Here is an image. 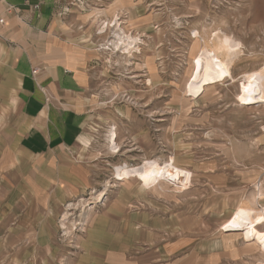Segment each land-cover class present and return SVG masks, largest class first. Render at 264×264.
Listing matches in <instances>:
<instances>
[{
  "label": "rangeland",
  "instance_id": "obj_1",
  "mask_svg": "<svg viewBox=\"0 0 264 264\" xmlns=\"http://www.w3.org/2000/svg\"><path fill=\"white\" fill-rule=\"evenodd\" d=\"M91 1L99 55L80 138L90 187L44 224L33 223L20 206L24 186H0V264H77L89 220L122 188L175 200L207 215L210 226L223 204L229 209L236 201L221 228L249 232L243 224L257 207L246 199L254 186L252 151H264L255 144L264 141V103L247 105L239 96L245 73L264 62V0ZM114 32L139 40L127 52L110 45ZM224 33L238 40L231 50L239 52L230 70L218 73L201 37L212 34L219 56L229 58L220 46V38L228 43ZM9 198L18 200L16 217Z\"/></svg>",
  "mask_w": 264,
  "mask_h": 264
},
{
  "label": "crops",
  "instance_id": "obj_2",
  "mask_svg": "<svg viewBox=\"0 0 264 264\" xmlns=\"http://www.w3.org/2000/svg\"><path fill=\"white\" fill-rule=\"evenodd\" d=\"M73 1L0 0V186H24L20 206L33 223L53 221L66 200L90 187L80 138L99 48L94 2ZM100 10L107 18V7ZM252 155L249 195L262 208L264 151ZM259 189L263 197L255 199ZM236 204H223L210 226L207 215L175 200L122 188L89 220L77 264H264V223L249 232L221 228ZM7 205L16 217L18 200Z\"/></svg>",
  "mask_w": 264,
  "mask_h": 264
},
{
  "label": "bare ground",
  "instance_id": "obj_3",
  "mask_svg": "<svg viewBox=\"0 0 264 264\" xmlns=\"http://www.w3.org/2000/svg\"><path fill=\"white\" fill-rule=\"evenodd\" d=\"M113 34H115L114 35L115 37H113L114 39L111 40L110 45L116 48L126 49L127 52H131L132 48H134L135 46V43L137 42V40H139L130 34L121 35L118 32H114ZM224 35L227 36L228 43L224 42V40L219 37L220 46L223 45L224 49H226V51L224 50V53L231 54L229 58H226V57L224 58V57L219 56V53L222 50H220V47L216 48L214 45H212V39H213L212 34H210L207 38L201 37V40L203 41L202 49H203V52L209 58V65L214 71L218 73L228 72L230 70L229 65L232 63L233 60L236 59L237 57L236 55L239 52V51L237 52L235 48L231 50L233 48L231 43L237 42L238 40L234 39L231 35H227L225 33ZM111 49L113 48H110V50ZM245 79H246V88L244 92L239 96L240 99H242V103L247 104V105H256L259 103H264V62L262 66L259 67L258 69L246 72ZM82 140L84 144L86 145L87 144L86 139H82ZM256 190H258V188ZM100 194L101 193H99V196H97L99 200L102 199V197H100ZM97 197L93 200L94 202H97L96 201L98 199ZM262 197L263 196L261 193H257L254 198L260 199ZM246 202L252 207L254 206L253 205L254 200L252 201V199L251 200L246 199ZM257 207L255 211L251 213L245 219L243 227L246 230L247 229L251 230L252 228H254V226H256L257 223L261 222L264 219V207L262 208H257ZM82 215L85 216L86 214L83 213ZM62 225L66 226V224L64 223H62Z\"/></svg>",
  "mask_w": 264,
  "mask_h": 264
},
{
  "label": "built area",
  "instance_id": "obj_4",
  "mask_svg": "<svg viewBox=\"0 0 264 264\" xmlns=\"http://www.w3.org/2000/svg\"><path fill=\"white\" fill-rule=\"evenodd\" d=\"M78 4L83 5L84 7L88 6L89 1L88 0H77ZM65 12V11H64ZM103 27V25H102ZM37 70H33V73H35Z\"/></svg>",
  "mask_w": 264,
  "mask_h": 264
}]
</instances>
